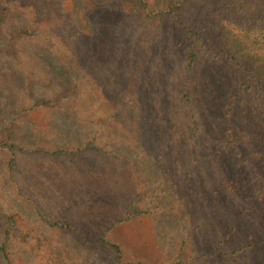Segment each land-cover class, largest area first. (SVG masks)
Instances as JSON below:
<instances>
[{
    "label": "rangeland",
    "instance_id": "rangeland-1",
    "mask_svg": "<svg viewBox=\"0 0 264 264\" xmlns=\"http://www.w3.org/2000/svg\"><path fill=\"white\" fill-rule=\"evenodd\" d=\"M17 1L12 23L31 21L33 28L31 37L19 41L23 50L9 56L7 76H0V122L11 120L35 100L48 98L52 100L50 113L37 108L40 112L34 115L40 117L31 118L32 133L40 131L37 135L53 139H96L105 145L103 151L128 156L130 161L123 165L105 153L96 156L90 166L103 169V179L114 184V193L102 197L113 206H103L99 221L118 218L122 211L115 209L118 204L126 209L133 203V211L150 209L151 217L138 218V223H128L122 230L141 253L178 255V264L262 263L264 206L260 197L264 199V181L257 180L251 160L252 154L259 159L258 151L249 152L236 141L231 145L226 140L212 142L202 127L190 121L176 96L181 53L170 52L165 63L161 60L165 48L159 40L148 43L146 37L136 43L130 16L110 0H95L96 10H90L93 0ZM118 18L122 25L116 22ZM82 25L84 34L91 28L97 38L76 47L60 36L69 37ZM144 45H151V61H146ZM5 82L8 84L2 86ZM70 84L82 92L71 95ZM156 95L165 97L164 103ZM153 102L156 109L151 108ZM261 112L254 116L255 145L264 143V110ZM2 155L0 149V213H12L16 220L12 258L19 264H96L93 247L86 251L55 226L66 221L56 201L82 187V174L37 158L30 166L13 167L9 176ZM201 156L212 159L213 164L209 166ZM203 166L209 171L204 173ZM208 175H213L211 181ZM13 182L32 200H21ZM252 207L254 212L248 210ZM205 208L213 211L210 219ZM232 250L234 255L222 256ZM96 251L100 254L99 248ZM39 254H45V262L35 259Z\"/></svg>",
    "mask_w": 264,
    "mask_h": 264
},
{
    "label": "trees",
    "instance_id": "trees-1",
    "mask_svg": "<svg viewBox=\"0 0 264 264\" xmlns=\"http://www.w3.org/2000/svg\"><path fill=\"white\" fill-rule=\"evenodd\" d=\"M110 1L117 8L122 9L124 15L130 16L131 31L134 32L132 35L136 43L147 38L148 43L159 40L162 43L160 47L165 48L161 50L163 52L161 60L165 63L169 62L167 57L170 52L181 53L179 77L176 78L178 105L181 102L190 121L202 127L205 137L212 142L226 140L231 145L236 141L249 152L254 153L257 150L259 159L254 158L252 154V167L256 170L257 180L264 181V143L257 142L256 146L252 141V137L256 136L254 135L256 126L253 127L254 116H260L263 113L261 111L264 110V0ZM18 2L0 0V76L2 77L7 76L9 72L6 69L12 61L9 56L23 50L19 41L32 35L31 21L12 23L13 12L15 7H18ZM93 2V8L90 10L98 9V3L95 0ZM106 6L107 4L101 11ZM119 19L116 22L122 25L124 22L121 23ZM84 31L86 27L82 25V29L80 26L68 34L70 38L63 33L60 36L76 47L97 38L93 29L90 28L86 34ZM37 32L45 35L40 30ZM152 32L160 34L159 37H153ZM167 45H170L169 49ZM149 47L144 45L142 48L146 61H151L148 57L153 54ZM142 61V59L137 60V62ZM67 83L72 81L68 80ZM7 84L5 82L2 86ZM68 89L72 92L71 95L82 92V88L75 89L72 84ZM152 96L155 98L154 94ZM157 97L158 101L164 103L165 97L159 95ZM49 102L52 100L49 101L48 98H44L42 102L35 100L31 106L21 109L25 111L17 112L13 117H11L13 114L10 115L11 120L0 122L2 162L9 176L14 170L13 167L30 166L33 162H37V158L47 162H57L58 165L69 169V172L82 174V182L79 184H82V187L76 188L68 196L56 201L57 210L61 215H66V221L55 226L57 230L70 235L75 243L83 246L86 251H91L93 247L95 251H91V255L97 260L96 264H105L104 259L111 260V264H178V255L158 257L141 253L143 250L139 249L132 240L129 242L122 232L128 223L132 225L138 223V218L151 217L150 209L133 211V203H130L126 209L124 204H118L115 209L122 210L117 215L118 218L106 222L99 221L102 219L103 206H113L108 200L103 201L102 197L114 193V184L103 179L105 175L103 169L92 170L93 166L90 165L93 164L96 156L105 153L111 155L109 157L113 161L123 165L127 164L130 158L118 155L114 151H103L105 145L96 143V139L95 141L89 139L82 141V137L76 139L69 137L71 140L66 137L53 139L47 135L39 136L40 131H38L39 135L38 132L32 133L31 118L40 117L34 115L40 112L37 108L41 107L48 111ZM151 108L156 109L154 102ZM168 112L172 113L171 110ZM47 113H50V110ZM235 153L239 154L240 151L236 150ZM201 157L209 166L213 164L212 159L210 161V158ZM194 159L197 160L195 155ZM147 165H151V161H148ZM203 167H205L204 173L209 171L206 166ZM194 171L197 173L195 169ZM86 176L92 178L87 180ZM208 176L211 181L213 175ZM210 181L207 183L210 184ZM12 188L16 195H21V200H32L21 194V189L14 182ZM260 204L264 206L262 197ZM157 210L159 212L161 207ZM248 210L254 212L255 209L252 207ZM218 213L215 212L217 218L221 219L222 216ZM204 214L210 219L213 211L205 208ZM261 216L263 221L264 212ZM2 221L5 224H2ZM0 222L2 224L0 264H19L12 258L10 248L11 235L16 226L14 215L7 212L0 213ZM249 235L251 236L250 233ZM98 248L100 254L96 251ZM234 253L235 250H232L223 253L222 256L234 255ZM35 259L41 263L45 262V254H39ZM254 259L256 260L255 257ZM258 263L264 264V260L262 263L258 260ZM232 264L236 263L232 262Z\"/></svg>",
    "mask_w": 264,
    "mask_h": 264
}]
</instances>
